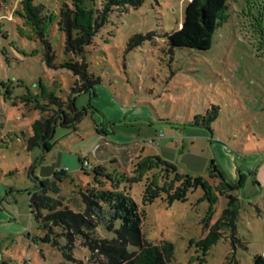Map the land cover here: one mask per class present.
<instances>
[{"label": "rangeland", "instance_id": "rangeland-1", "mask_svg": "<svg viewBox=\"0 0 264 264\" xmlns=\"http://www.w3.org/2000/svg\"><path fill=\"white\" fill-rule=\"evenodd\" d=\"M105 1L85 5L97 11ZM189 2L145 0L113 10L84 54L99 79L76 97L87 115L76 130L58 124L46 149L29 148L41 114L25 98L39 96L42 85L67 100L78 78L49 68L45 44L18 35L19 0L0 10V264H95L62 227L55 228L56 245L46 241L32 216L30 193L60 173L59 196L75 211L80 192L114 186L131 198L145 214V238L173 245L172 264H255L264 257V0H229L208 51L166 41L181 28ZM35 3L58 13L71 0ZM150 33L152 40L131 46L134 36ZM48 39L57 65L80 60L66 53L57 21ZM209 117V127L201 126ZM212 163L237 187L227 192L239 199V215L236 234L225 230L204 250L197 242L228 202L221 179L211 177ZM98 231L114 237L103 225Z\"/></svg>", "mask_w": 264, "mask_h": 264}, {"label": "trees", "instance_id": "trees-1", "mask_svg": "<svg viewBox=\"0 0 264 264\" xmlns=\"http://www.w3.org/2000/svg\"><path fill=\"white\" fill-rule=\"evenodd\" d=\"M145 0H106L101 10H93L85 5V0H71V4H64L58 13L50 11L44 4L35 0H19L18 9L14 12L18 22L16 30L20 37L30 41H40L45 44V62L49 68H62L72 72L78 81L72 88L67 100L56 96L53 88L42 86L39 96L29 95L25 98L28 104L35 103L41 117L32 125L33 135L28 141L29 148L43 146L46 149L48 140L53 136L58 124L76 130L80 122L87 115L75 105L76 97L85 92H91L99 79L89 72L88 63L84 59L86 48L92 45L95 36L108 22L110 14L115 8L127 10L128 7L138 8ZM229 0H190L185 9V17L180 29L168 33L166 41L171 48H189L208 51L213 46V36L218 27L227 20ZM9 0H0V10L6 8ZM123 12V11H122ZM57 21L59 30L65 36V51L76 58L63 64L55 63V52L50 43L49 33ZM155 35H136L131 39V46L137 47ZM44 101H48L44 103ZM201 126H208L214 117ZM212 178H220L224 188L223 194L228 199L220 219L211 227L208 235L197 242L199 247L209 250L214 247L229 230L236 234L239 215L238 198L228 194L229 190L237 188L229 185L221 172L212 163L209 167ZM100 177L105 174L102 168L95 170ZM65 173L55 174L51 180L40 182V186L30 193V207L32 216L46 232L45 240L56 245L55 228L62 227L69 243L72 245L77 239L88 249L90 261L95 264H172L174 258L173 245L164 242L160 246L149 242L143 234L145 214L129 197L107 189L80 192L81 204L75 211L59 196L60 183ZM108 180L114 182L108 175ZM106 178V179H107ZM101 183V188L104 184ZM242 181L239 185H242ZM117 188V187H116ZM55 195V196H54ZM69 202V201H68ZM117 223L119 227L117 228ZM103 225L109 232L114 233L111 239L103 238L98 228ZM237 239V238H236ZM237 241H239L237 239ZM132 248V250H130ZM67 257L71 258L66 254ZM255 264H264V257H257Z\"/></svg>", "mask_w": 264, "mask_h": 264}]
</instances>
